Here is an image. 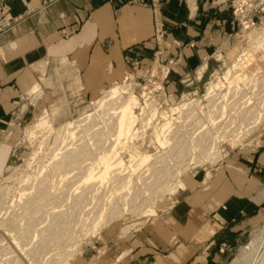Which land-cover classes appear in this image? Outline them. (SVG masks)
<instances>
[{"label":"crops","instance_id":"obj_1","mask_svg":"<svg viewBox=\"0 0 264 264\" xmlns=\"http://www.w3.org/2000/svg\"><path fill=\"white\" fill-rule=\"evenodd\" d=\"M12 21L0 22V135L23 117L26 99L58 79L111 83L127 60L150 63L152 14L147 0H3ZM232 0H170L161 6L164 51L175 62L168 78L205 77L252 48L243 78L264 76V13L252 35L239 37ZM55 78V79H53ZM85 91L95 86H84ZM0 141V172L8 158ZM162 215L146 228L120 234L109 227L84 242L72 264H228L229 251L264 227V130L228 154L208 178L187 175Z\"/></svg>","mask_w":264,"mask_h":264},{"label":"rangeland","instance_id":"obj_2","mask_svg":"<svg viewBox=\"0 0 264 264\" xmlns=\"http://www.w3.org/2000/svg\"><path fill=\"white\" fill-rule=\"evenodd\" d=\"M166 1L170 0H147V6L152 14L153 25V34L150 39L153 50L149 64L142 65L139 60L128 59L129 71L123 78H116L111 83L101 84V81L97 82V78H95V84H84L81 78H68L67 84H64V88H60L58 79H56L57 81H52L51 90H47L46 92L36 87L33 92L29 93L31 97L26 99V104L31 106L26 108L24 116L19 119L17 118L14 122V127L9 128L0 135L1 145H7L6 149L8 151L5 166L0 172V264H7V260L11 257L9 254L6 255L7 245H10V242L14 241L15 231L17 232V229L24 225L25 220H36L32 226L34 228L33 231L41 230V232L34 234V238L30 239V241L27 242L25 240L27 245L20 248L19 254L30 251V255L33 254L34 257L33 260L37 261L38 264H53L56 259L60 257L64 258L68 254L67 252L74 247L72 257L66 262V264H72V260L83 243L92 239V237L97 238V236L109 227L117 228L122 235L146 228L157 218L158 214L162 215V213H165L166 210L164 209L168 207L170 200L180 191L182 186L176 188L174 192L171 191L177 180L182 184V179L187 175H199L203 179L208 178L228 154L251 147L256 142L258 134L264 130L263 116L262 120L256 125H249V127L253 126L254 128L246 133L243 139L231 143L230 138H222V132H232L233 127L237 123L230 124L229 122V125L227 121L229 117L232 120L236 117L235 114L239 104L248 102V100L254 103L257 102L258 109L264 115V76L258 79H247L242 76V63L247 62L249 60L248 58L253 57L254 50L252 48L245 50L243 55L240 54V57L236 58L232 64H223L221 69L205 77L182 78L178 81L179 85H181L179 93L171 90L172 83L168 77L175 62L170 58L164 57L166 30L163 28L161 22V6ZM236 1L232 0L229 4L233 20L240 27L239 37H247L255 32V18L262 13L253 12L249 18L252 22L251 26L250 24L243 25L241 21L247 23L249 19L244 20V18L241 20L234 13V4ZM257 1L264 2V0ZM2 4L6 15H0V22H2L3 27H8L12 21H16L17 19L9 16L4 1ZM3 17H8L7 22L3 21ZM1 30L2 27H0ZM158 39L160 40L159 44ZM237 61L238 66L235 70L233 66ZM227 71L231 74L228 79L224 80V75H226ZM209 84H218L215 91L218 98L215 102L211 103L206 96V91L210 87ZM248 84L250 87L247 86ZM85 85L88 87L94 85L95 89L85 91ZM115 87L121 89L118 98L121 99L130 96L136 99V105L132 110V116L135 119L133 127L135 136L133 139H128L125 135H119L117 137L114 135L113 124L115 116L112 115L117 111H108L110 107L107 104L111 100H108L109 97H106V95ZM246 87L247 89H245ZM237 92L239 95H237ZM183 104L186 106L184 107ZM222 104L226 110H224L226 114H224V117L222 116L221 121L226 122L225 124L227 125H225V128L222 126L220 129V137L216 139V144L213 142V147L210 144L207 146V148H210L208 150L210 151L209 155L205 158L201 155L200 162L197 164L189 162V156L177 155L182 146L185 148L195 135L205 131L209 127V121L207 119L210 117L213 109L216 113L214 117H217L219 115L218 110H220ZM211 105L215 106L211 107ZM152 112H155V114L152 115ZM195 126H197L196 129ZM96 132L101 139L107 142L105 148L117 151L116 153L123 164L121 170H116L109 175H105L99 187L89 188L90 182L95 183L96 177L103 173V165L95 161V170L91 172L90 175L93 176L90 180L87 177V173L78 177L75 176L72 179L77 172L73 170L65 176L67 179H70L68 180L69 182H60L57 187L52 189L57 199L55 200L56 204L53 203L52 206H43L41 208V203L43 202L38 200L35 203L36 205L31 204L24 210L19 209L23 205L26 197L31 196L33 190L32 182L39 177L37 175L46 173L49 179H52V175L49 173L51 164L58 160L64 152L71 150L73 146L91 143L96 138ZM70 134H72L71 138ZM167 151L170 154L163 155V164L172 169L173 175L180 173L177 179L170 177L157 179L155 177L154 179L152 172H155L159 163L153 165L151 163L152 161L147 164L149 167L142 165L139 168H132L131 157L139 154L156 157L162 156V153ZM96 157L95 155V159ZM97 163L100 165L98 166ZM88 164L89 162H85L83 166H88ZM100 166L101 168H98ZM130 175L132 178L128 182L130 183L127 185L128 187H131V184L133 186L135 182L139 183L144 181L145 183H149L148 181H150L152 184L156 180L154 188L156 186L164 188L161 189V192H156L157 195L154 188L153 191L151 188L148 190L139 188L141 194L137 192L140 194H136L138 199H136L137 197H130L132 195V193L130 195L131 188L129 194L128 192L126 193L127 188L124 189L126 179L128 177L130 178ZM136 176H139V178L137 179ZM54 180L57 179L55 178ZM118 185H122V188ZM56 190L59 191L56 192ZM121 194L124 198L121 197ZM95 195L99 201L96 202L99 205L96 209ZM75 196L80 197L77 203L73 205L71 203ZM90 197H94V199L91 200L89 199ZM124 199H127L125 205H123ZM65 200L68 204L64 202ZM152 203L153 214L145 213V207ZM35 207L38 210L41 209L39 211L37 210L36 214L33 213V208ZM115 208L126 210H123L120 218L112 220L106 225L103 224ZM52 212L61 213L60 219L54 220L53 216H51ZM98 215H102L103 221L98 222V218H96ZM11 219L15 221H9ZM41 219H46V221L42 222ZM94 223L96 226L102 225L100 226L99 232L90 235L89 232ZM35 225L37 226L35 227ZM84 234H88L89 236L83 238L82 235ZM260 235H264V227L252 234L238 248H233L232 250L231 246H223L224 250L229 251L231 254L228 264L239 262L240 253H242L243 249L253 238ZM57 240L59 242H55ZM52 248L54 249L52 250Z\"/></svg>","mask_w":264,"mask_h":264},{"label":"bare ground","instance_id":"obj_3","mask_svg":"<svg viewBox=\"0 0 264 264\" xmlns=\"http://www.w3.org/2000/svg\"><path fill=\"white\" fill-rule=\"evenodd\" d=\"M250 53V52H249ZM240 61V60H238ZM238 61L236 64H234V69L236 70L237 69V66H238ZM230 71V69H229ZM227 71L226 75H224V80L228 79V77H230V72ZM257 82V81H256ZM260 83V82H259ZM257 84V83H256ZM261 84H262V81H261ZM210 85V84H209ZM249 86V84L247 85ZM218 87V84H214V85H210V87L207 89L206 91V96L208 98V101L211 103V102H215L217 100V96L215 94V91H216V88ZM250 87V86H249ZM248 87V88H249ZM254 87V86H252ZM257 87V86H256ZM259 87V86H258ZM255 88V87H254ZM247 89V87L245 88ZM120 90L119 88H113L107 95L106 97H109L108 100H111L109 102V104H107L110 108L108 109L109 110H114V111H117L114 113V115L112 116H115V120H114V124H113V131H114V135L119 136V135H125L126 138L128 139H133V137L135 136V133L133 132V127H134V123H135V119L134 117L132 116V110H133V107H135L136 105V99L135 97H123V98H118V95L120 93ZM234 90V88H233ZM240 90V89H239ZM249 90V89H248ZM258 90V89H256ZM261 90V89H260ZM228 91V90H227ZM217 93V92H216ZM233 93V91H232ZM264 93V92H263ZM262 93V94H263ZM235 94V93H234ZM233 94V95H234ZM261 94V93H260ZM225 95V94H224ZM236 95V94H235ZM237 95L238 92H237ZM223 97V96H222ZM234 97V96H233ZM248 97V96H247ZM237 98V97H236ZM243 99V98H242ZM225 100V99H224ZM231 100V99H229ZM234 100V99H233ZM241 100V99H240ZM232 102V101H231ZM240 102V101H239ZM242 102V101H241ZM237 103V102H236ZM236 103H235V106H236ZM193 104V103H192ZM191 104V105H192ZM239 104V103H238ZM190 105V104H188ZM228 105V104H227ZM233 105V104H232ZM183 106L185 107L186 105L183 104ZM197 106V105H196ZM215 105H211V107H214ZM223 106V104H222ZM220 107V110L219 111V115L217 117H214L216 114L214 112V109H213V112H211V115L210 117L207 119L209 121V127H207L205 129V131H202L201 133H198L197 135H195V137L191 140L190 143H188V145L185 146H182L179 151H178V154L177 155H180V156H189V162H192V164H197L198 162H200L199 160L201 159V155L202 157H207L210 153V148H207V146L210 144L211 147L214 146L215 141L216 139H218L220 137L219 135V131L220 129L222 128V126H224L225 128V124L226 122H223L221 121L222 119V116L224 117V114H226V110L224 109V106L223 107ZM209 107V106H208ZM187 108V107H186ZM222 108V109H221ZM228 108V107H227ZM211 109V108H210ZM230 109V108H229ZM217 110V109H215ZM222 110V111H221ZM225 110V111H224ZM211 111V110H210ZM261 110L258 109V104L257 102H253V101H250L248 100V102H243L242 104H239V106L237 107V110H236V114H235V118H230L228 119L227 123L229 124H235L234 122H237L234 125L233 127V130L232 132H228V133H223V136L222 138H230V141L231 143H234V142H237L241 139H243L245 136H246V133H248L252 128H254L253 126L256 125L260 120H262V117L264 115H262V113L260 112ZM149 113V112H148ZM199 113V112H198ZM213 113V114H212ZM155 112H152V115H154ZM228 114V113H227ZM143 115V113H142ZM204 116V115H202ZM228 116V115H227ZM230 116V114H229ZM214 117V118H212ZM103 118V117H102ZM161 118V117H159ZM205 118V117H204ZM217 118H219L217 120ZM236 119V121H235ZM163 120V119H162ZM217 120V121H216ZM226 120V118H225ZM140 122V121H139ZM145 123V122H144ZM229 124V125H230ZM251 127H249V125H252ZM144 126V125H143ZM197 126H195V129H196ZM140 128V127H139ZM147 128V127H146ZM145 128V129H146ZM170 128V127H169ZM223 128V129H224ZM108 129V128H107ZM158 129V128H157ZM229 129V127H228ZM138 130V129H137ZM146 131V130H145ZM158 131V130H156ZM214 131V132H213ZM239 131V132H237ZM254 131V130H253ZM34 132V131H33ZM69 132V131H68ZM105 132V131H104ZM144 132V131H142ZM167 132V131H166ZM141 133V132H140ZM212 133V134H210ZM251 133V132H250ZM68 134V133H67ZM105 134V133H104ZM110 134V132H109ZM210 134V135H209ZM108 135V134H107ZM106 135V136H107ZM144 135V133H143ZM213 135H215L214 137H212ZM72 134H70V138H71ZM95 139L92 140L91 143H87V144H83V145H75L73 146V148L71 150H68L66 152H64L61 157L56 160L55 162H53L51 164V169L49 171L50 175H52V179L50 178L49 179V176L48 174H42V175H37L39 176L38 178L34 179V181L32 182L33 186H32V194L31 196H28L26 197L23 205L21 206V208L19 209H25L26 207H28L29 205L31 204H34L36 205L35 203L40 200L42 201L43 203H41V208H43V206H52L53 203H55V200L56 197H55V194L54 192L52 191V189H54L55 187H57L59 185L60 182H63V183H67L69 182L68 180L70 179H67L66 174L69 173L70 171H77L76 174L72 177V179L76 176H81L83 175L84 173H87V177L88 179L90 180L92 178L93 175H90L91 172H93L95 170V161L100 163L102 166V169H103V173L100 174L99 176L96 177V180H95V183L94 182H90L89 184V188H94L96 186L99 187V185H101V181L104 179V176L105 175H109L111 174L112 172L114 171H118V170H121V168L123 167V164H122V160L118 157L117 155V151L115 150H110L108 148H105L107 142H105L104 139H101L99 136H98V133L96 132L95 133ZM112 137V136H111ZM138 137V136H137ZM110 138V137H109ZM141 138V137H140ZM135 139V138H134ZM160 139V138H159ZM191 139V138H190ZM111 140V138H110ZM171 140V139H169ZM113 141V140H112ZM214 142V144H213ZM86 143V141H85ZM176 143V142H175ZM160 144H161V141H160ZM109 145V144H108ZM126 145V144H125ZM181 145V143H180ZM190 145V146H189ZM232 145V144H231ZM126 147V146H125ZM124 147V149H125ZM206 148V149H205ZM116 149V148H115ZM117 150V149H116ZM37 151V150H36ZM196 153H198L197 155H195ZM55 154V153H54ZM170 153L167 151V152H164L162 153V156H156V157H152V156H147V155H136L135 157H131V162H132V168H139L141 167L142 165H147L148 163H150V161H152L151 163L153 165L159 163V166L156 168L155 172H152V175L154 176V179L156 177L157 178H161V177H170V178H176L180 175V173H177V174H174L173 175V171H171L172 169L163 164V161H164V156L166 155H169ZM204 154V155H203ZM95 155L97 156L96 159H95ZM164 155V156H163ZM153 158V159H152ZM33 161V160H32ZM85 162H89L88 166H83V164ZM173 162V161H172ZM29 163V162H28ZM97 165L99 166L100 164ZM96 165V166H97ZM148 166V165H147ZM149 167V166H148ZM43 168V167H42ZM98 168H101L98 167ZM49 170V169H48ZM132 170V169H131ZM177 171V170H176ZM59 172V173H58ZM135 172V170H134ZM56 173H58L56 175ZM73 173V172H72ZM68 175V174H67ZM152 176V177H153ZM116 177V176H115ZM114 177V178H115ZM124 177V176H123ZM127 177V176H126ZM125 177V178H126ZM137 177V176H136ZM57 179V180H54V179ZM131 175H130V178L128 177V179H126V185L124 186V189L127 188V191L126 193L128 192L129 194V190L131 188V191H130V195L132 193V195L130 197L133 196V198L137 197L136 194L140 195L141 193L139 192L140 189H152L153 191V188H154V185H155V181L154 183H150V181H148L149 183H145L144 181L143 182H135V184L132 186L131 184V187H128L127 185H129L130 183V180H131ZM139 178V176L137 177V179ZM84 179V178H83ZM112 179V178H111ZM116 179V178H115ZM136 179V180H137ZM118 180V179H117ZM123 180V179H122ZM135 180V179H134ZM160 180V179H159ZM73 181V180H72ZM106 181V179H105ZM121 181V180H119ZM71 182V181H70ZM81 182V181H80ZM125 182V181H124ZM132 182V181H131ZM152 182V181H151ZM109 183V182H108ZM75 186V185H74ZM118 186H121L122 188V185H118ZM180 186H182L181 182L177 180L175 186L171 189L172 192H174L176 190V188H179ZM72 187V186H71ZM110 187V186H109ZM143 187V188H141ZM60 188V187H59ZM108 188V187H107ZM120 188V187H118ZM140 188V189H139ZM164 188V187H157L154 188V191L155 193H159L161 192V189ZM87 189V188H86ZM111 189V188H109ZM65 190V189H64ZM102 190V189H101ZM59 190H56V192H58ZM87 191V190H86ZM114 191V190H113ZM112 191V193H113ZM150 191V190H149ZM159 191V192H158ZM55 192V193H56ZM69 192V191H68ZM111 192V191H110ZM139 192V193H137ZM148 192V191H147ZM164 192V191H163ZM89 193V192H88ZM156 193V195H157ZM68 194V193H67ZM80 194V193H79ZM127 194V195H128ZM25 195V194H24ZM60 195V194H59ZM162 196V194H160ZM64 196V195H63ZM70 196V195H69ZM155 196V195H154ZM159 196V195H158ZM80 196H75L72 200V203L73 205H75L77 203V200L79 199ZM113 197V196H112ZM121 197H123V195L121 194ZM19 198V197H18ZM66 198V196H65ZM72 198V197H71ZM124 198V197H123ZM59 199V198H58ZM89 199L93 200L94 197H90ZM109 199V198H108ZM138 199V197L136 198ZM135 199V200H136ZM49 200V201H47ZM54 200V201H53ZM90 200V201H91ZM126 200L127 199H124V204H126ZM47 201V203H46ZM59 202V201H58ZM64 202L67 203V201L65 200ZM96 202H99L98 199H97V196L95 195V203ZM114 202V201H113ZM147 203V202H146ZM56 204V203H55ZM68 204V203H67ZM120 204V203H119ZM106 205V204H105ZM98 203L95 204V209L98 208ZM101 206V205H100ZM68 207V206H67ZM152 207H153V203L152 204H149L145 207V213H148V214H153V211H152ZM55 208V207H53ZM33 213H37V208H33ZM57 209V208H56ZM120 208H115L111 211V215L109 216V218H107L103 223V224H107L109 223L110 221L112 220H115V219H118L121 217L122 213H123V210H126V209H120ZM41 210V209H39ZM38 210V211H39ZM49 210V209H48ZM52 210V209H50ZM76 211V209H74ZM72 211V209H71ZM21 212V211H20ZM59 212V211H58ZM58 212H52L51 213V216H53L54 220H59L61 217V213H58ZM68 212V211H67ZM66 212V213H67ZM74 212V211H73ZM80 212V211H79ZM48 213V212H47ZM65 213V212H64ZM70 213V212H69ZM68 213V214H69ZM78 213V212H77ZM34 214V215H35ZM42 214H43V211H42ZM41 214V215H42ZM65 215V214H63ZM71 215V214H70ZM68 215V216H70ZM28 216V215H27ZM63 217V216H62ZM41 218V217H40ZM46 218V217H44ZM98 222L100 221H103V218H102V215H98ZM40 220V219H39ZM42 220V219H41ZM50 220V219H49ZM65 220V219H64ZM9 221H15L14 219H11ZM36 221V220H35ZM33 219L31 220H25L24 221V225L22 227H19L17 229V232L15 231V237H14V241L10 242V245L8 244L7 245V248H6V255H11V257L9 258V260H7V264H38L37 261L33 260V254L30 255V251H26L25 253L23 254H19V250L22 246H26L27 245V242L30 241V239H33L34 238V234L38 233V232H41L40 231H33L34 228H32L33 224H35V222ZM46 219L42 220V222H45ZM97 223V222H96ZM22 225V224H21ZM38 225V224H37ZM35 225V227L37 226ZM44 225V224H43ZM67 225V224H66ZM102 225V224H101ZM101 225H98L96 226L95 223L93 224L92 228L90 229L91 231L89 232L90 235H93L94 233H97L99 232L100 230V226ZM58 226V225H57ZM55 226V227H57ZM52 227V225H51ZM54 227V228H55ZM69 227V226H68ZM38 229V228H37ZM51 231V230H50ZM34 232V233H33ZM57 233V232H56ZM262 233V232H261ZM83 238L84 237H87L89 236L88 234H84L82 235ZM56 237V236H55ZM77 237V236H76ZM5 238V237H4ZM70 239V238H69ZM27 242H26V241ZM82 240V239H80ZM79 240V241H80ZM43 241V240H42ZM55 242H59V240L55 241ZM25 243V244H23ZM4 245V244H3ZM62 246V245H61ZM35 247V246H34ZM32 247V248H34ZM50 249V248H49ZM54 248H52L53 250ZM1 250V249H0ZM5 250V249H4ZM36 250V248H35ZM73 252H74V247L69 251L67 252L68 254L65 255L64 258H58L54 261L53 264H66V262L72 257L73 255ZM39 257V256H38ZM4 260V259H2ZM46 261V260H45ZM239 262L237 263H233V264H264V235H260V236H257L255 238H253L251 240V242L243 249L242 253H240V259L238 260ZM4 262V261H3Z\"/></svg>","mask_w":264,"mask_h":264},{"label":"built area","instance_id":"obj_4","mask_svg":"<svg viewBox=\"0 0 264 264\" xmlns=\"http://www.w3.org/2000/svg\"><path fill=\"white\" fill-rule=\"evenodd\" d=\"M3 0H0V15H6V11L3 10ZM253 12H261L264 13V2L257 0H237L234 4V13L237 14V17L241 18V20H247L251 17ZM8 17H3V21L7 22ZM243 25L252 24L249 19L247 23L241 21ZM247 28V27H246ZM160 40L158 39V44Z\"/></svg>","mask_w":264,"mask_h":264}]
</instances>
